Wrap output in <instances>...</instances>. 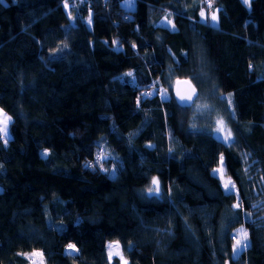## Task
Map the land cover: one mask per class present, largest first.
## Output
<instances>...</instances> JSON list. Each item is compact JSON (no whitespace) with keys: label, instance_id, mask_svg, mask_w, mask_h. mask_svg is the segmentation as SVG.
<instances>
[{"label":"trees","instance_id":"obj_1","mask_svg":"<svg viewBox=\"0 0 264 264\" xmlns=\"http://www.w3.org/2000/svg\"><path fill=\"white\" fill-rule=\"evenodd\" d=\"M124 1L0 0V264H121L109 241L128 264H264V0ZM187 188L216 206L210 245Z\"/></svg>","mask_w":264,"mask_h":264},{"label":"rangeland","instance_id":"obj_2","mask_svg":"<svg viewBox=\"0 0 264 264\" xmlns=\"http://www.w3.org/2000/svg\"><path fill=\"white\" fill-rule=\"evenodd\" d=\"M247 6H249V4H250V0H247V2H245V0H242ZM124 3H125V6L128 8V9H132L133 8V2H130L129 0H125L124 1ZM213 15V14H212ZM212 15H211V18H212ZM215 15V14H214ZM211 18H210V20H211ZM217 18V17H216ZM163 26H167V27H169V28H171L172 27V23L171 22H169V20H167L166 18L165 19H163L161 22H160ZM162 99H163V101H168L170 98V95H169V92L166 90V89H161V96H160ZM202 108H204V105L203 104H196L195 105V109H199V110H201ZM4 112V111H3ZM5 113V112H4ZM7 114V113H6ZM8 115V114H7ZM9 116V115H8ZM11 117V116H10ZM218 121H223V124L221 125V124H218ZM11 122V121H10ZM10 122H9V124H10ZM218 128H222L223 130L222 131H218L217 129ZM214 134L219 138V139H222L223 141H226V142H229V141H231V140H233L232 138H233V134H232V130H231V128H229L228 127V125L226 124V122L224 121V120H222V119H217L216 120V122H215V126H214ZM229 133H230V139H225V137L226 136H228L229 135ZM11 136V133H10V127H9V125H8V137L6 138L7 140L9 139V138H11L10 137ZM47 150L46 149H44V150H42L41 151V154L42 155H46L47 154ZM103 160L104 161H106L107 160V157L106 158H103ZM221 167V159H220V165L218 166V167H216V168H214V170H213V174L214 175H216V176H218L219 177V179H220V182H221V187H222V189H223V192L224 193H226V192H234V193H236L237 194V191H236V186H235V188L233 189L232 188V186L231 185H229V189L230 190H226L225 189V187H224V184H225V182L226 181H228L229 179L232 181V179L230 178V177H228L227 175H225V161H224V159H223V173H222V176H221V174H219V173H216L215 172V169H217V168H220ZM233 182V181H232ZM234 183V182H233ZM235 184V183H234ZM187 190L189 191V188H187ZM189 193L191 194V198H190V200H188V201H185L184 203H185V205H187V207H188V209L190 210V211H195L196 210V212H197V215L200 217V225L203 227V230H204V234H205V236L206 237H209V239H208V241H207V244H211V235H212V229H213V226H212V222L214 221V215L212 214V212H213V210H214V208H216V206L214 207V208H212V209H210L207 205L206 206H203L201 203H200V198H201V196H200V194H197L195 191L194 192H192L191 190L189 191ZM217 205V204H216ZM240 229H244L245 231H246V229L244 228V227H239V229H237V230H235L234 232H233V236L235 237V245H236V240L239 238V239H243V237H242V235L240 234V232H239V230ZM247 232V231H246ZM245 243H247V244H249V241H248V235H247V240L246 241H244ZM119 244V248L118 249H116V248H113V252L115 253V252H120V253H122L123 254V252H121V244L118 242V241H109L108 243H107V252H108V258H109V245L110 244H112V245H115V244ZM235 245H234V247H235ZM244 249H246V248H236L235 247V249H234V252H233V257H235V256H238L239 254H240V252L241 251H243ZM35 252H41V251H39V250H34ZM33 251V252H34ZM32 252H27V253H25L24 254V256H26L27 257V259H28V264H31V260L28 258V254H31ZM123 256H124V254H123ZM113 258H118L119 259V261L121 262V260H120V257H119V255H115V254H113L112 255V257H111V259H113ZM43 259H44V257H43ZM124 259L126 260V258H125V256H124ZM37 260H38V258H37ZM127 261V260H126ZM44 264H45V262H44ZM121 264H122V262H121Z\"/></svg>","mask_w":264,"mask_h":264},{"label":"snow or ice","instance_id":"obj_3","mask_svg":"<svg viewBox=\"0 0 264 264\" xmlns=\"http://www.w3.org/2000/svg\"><path fill=\"white\" fill-rule=\"evenodd\" d=\"M245 2H247V0H245ZM209 7H211V4H209ZM200 14L202 17L205 15V13L203 11H201ZM212 19L216 20V16L214 14L212 15ZM128 75H131V73H128ZM194 94H195V88H192V95H186V96L180 95V99L182 101H192ZM10 121H11V117L8 116L6 113H4L2 109H0V138H3L5 143H7L6 138L8 137V125H9ZM218 124L222 125L223 121H218ZM217 130L222 131L223 129L218 128ZM225 139H230V133L228 136L225 137ZM98 159H100V158L98 157ZM215 172L221 174V176H222V173H223V157H221V167L215 169ZM152 185L154 187L148 189L149 194L150 195L151 194H157L158 195L160 192L159 180L156 178H153ZM229 185H231L233 189L235 188V184L230 179L228 181H226L224 184V187L226 190H230ZM236 206L238 207L239 204H237ZM239 232L242 235L243 239L238 238L236 240L235 247L236 248H247L248 244L244 242L247 240V232L244 229H240ZM68 248L75 251V245H73V244H69ZM113 248L118 249L119 244L117 243L115 245H112V244L109 245V259H111L113 254L119 255L122 264H128V262L124 259L123 254L118 252V251L114 253ZM28 258L31 260V264H44L42 252H35L34 251L31 254H28ZM37 258H38V260H37Z\"/></svg>","mask_w":264,"mask_h":264},{"label":"water","instance_id":"obj_4","mask_svg":"<svg viewBox=\"0 0 264 264\" xmlns=\"http://www.w3.org/2000/svg\"><path fill=\"white\" fill-rule=\"evenodd\" d=\"M192 88H195V94L193 95L194 99L197 93V89L196 86H194V84L190 80L180 79L175 83L173 93L174 98H176L178 104L189 105L191 103V101H182L180 99V95H192Z\"/></svg>","mask_w":264,"mask_h":264},{"label":"crops","instance_id":"obj_5","mask_svg":"<svg viewBox=\"0 0 264 264\" xmlns=\"http://www.w3.org/2000/svg\"><path fill=\"white\" fill-rule=\"evenodd\" d=\"M216 16V15H215ZM211 24L213 25V26H216L217 25V20H213L212 18H211Z\"/></svg>","mask_w":264,"mask_h":264},{"label":"built area","instance_id":"obj_6","mask_svg":"<svg viewBox=\"0 0 264 264\" xmlns=\"http://www.w3.org/2000/svg\"><path fill=\"white\" fill-rule=\"evenodd\" d=\"M68 253H69V254H70V253L72 254V253H73V250H69V252H68Z\"/></svg>","mask_w":264,"mask_h":264}]
</instances>
